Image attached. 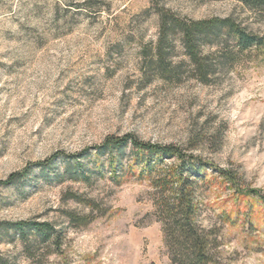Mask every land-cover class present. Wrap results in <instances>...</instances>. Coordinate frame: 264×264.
Listing matches in <instances>:
<instances>
[{"label": "rangeland", "instance_id": "rangeland-1", "mask_svg": "<svg viewBox=\"0 0 264 264\" xmlns=\"http://www.w3.org/2000/svg\"><path fill=\"white\" fill-rule=\"evenodd\" d=\"M160 9L233 16L264 32V10L238 0H0V180L31 165L0 186V223L55 222L65 258L51 264H172L147 178L117 182L105 171L87 182L61 180L60 163L44 172L34 165L126 133L227 170L235 179L210 170L201 196L199 220L220 244L211 264H264V60L212 84L185 73L180 82H147L142 48L158 39ZM176 46V58L186 59ZM66 210L97 217L77 226ZM0 257L29 264L20 242L2 234Z\"/></svg>", "mask_w": 264, "mask_h": 264}, {"label": "trees", "instance_id": "trees-1", "mask_svg": "<svg viewBox=\"0 0 264 264\" xmlns=\"http://www.w3.org/2000/svg\"><path fill=\"white\" fill-rule=\"evenodd\" d=\"M238 1L251 10H264V0ZM159 16L157 41L142 48L143 69L150 72L147 82L154 78L180 82L185 73L212 84L238 66L264 60V32L248 28L233 16L190 19L165 9L159 10ZM177 43L183 47L186 59L176 58ZM57 163L62 168V172H57L61 180L87 182L92 173L105 171L117 182L123 174L147 178L153 188L155 215L162 224L171 263L214 262V251L220 244L212 228L204 227L199 220L201 196L211 181L209 171L225 180L235 179L227 170L178 145L143 140L134 133L110 135L100 144L73 153L56 151L34 165L44 172ZM30 170L28 165L12 172L0 180V186L15 184ZM71 198L92 208L98 206L92 198L82 199L77 194ZM65 215L77 226H86L97 217L94 210L88 214L66 210ZM0 226V234L20 242L29 264H51L54 255L65 258L64 231L55 222L28 218L4 221ZM0 264H8V260L0 257Z\"/></svg>", "mask_w": 264, "mask_h": 264}]
</instances>
